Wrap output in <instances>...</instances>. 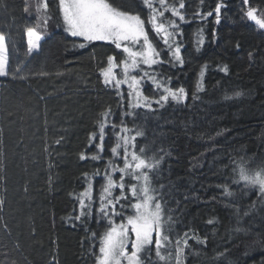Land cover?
Returning <instances> with one entry per match:
<instances>
[{
  "label": "trees",
  "instance_id": "16d2710c",
  "mask_svg": "<svg viewBox=\"0 0 264 264\" xmlns=\"http://www.w3.org/2000/svg\"><path fill=\"white\" fill-rule=\"evenodd\" d=\"M48 2L52 19L40 29L44 41L31 57L25 29L43 16L35 13L33 0H0V33L9 39V74L0 80V264H95L99 244L90 237L102 234L107 222L93 218L82 223L72 217L78 214L75 195L87 184L84 175L100 172L93 179L97 197L104 183L116 140L113 129L106 130L102 160L80 156L96 153L98 136L91 145L89 137L98 132L107 109L115 124L123 119L144 132L137 151L147 146V156H164L153 187L164 186L166 213L176 220L173 236L194 231L207 238L205 244L189 240L185 264H264V197L258 189L232 183L234 161L243 158L252 168L264 164V35L244 14L253 7L264 18V0L247 5L244 0H184L187 22L180 23L177 39L185 63L165 64L157 71L172 78V87L183 86L187 99L163 108L153 104L154 111L137 109L135 117L124 116L127 91L122 100L100 76L109 56L119 63L124 55L108 44L79 48L83 42L62 30L58 0ZM112 2L140 13L152 36L141 0ZM221 2L225 6L217 23L214 9ZM198 12L212 15L202 20ZM167 16L176 19L170 12ZM200 29L205 43L196 51ZM163 58L168 59L167 53ZM205 64L203 91H196ZM225 65L227 73L220 71ZM152 92L146 83L143 94ZM114 179L119 180L118 173ZM224 185L233 196L223 194Z\"/></svg>",
  "mask_w": 264,
  "mask_h": 264
},
{
  "label": "snow or ice",
  "instance_id": "6c2138e0",
  "mask_svg": "<svg viewBox=\"0 0 264 264\" xmlns=\"http://www.w3.org/2000/svg\"><path fill=\"white\" fill-rule=\"evenodd\" d=\"M55 2V0H53ZM249 0H244L248 4ZM143 8L148 10L147 24L155 33L156 39L150 38L146 31V21L140 13H131L128 10L115 5L112 0H58V10L63 21L64 31L72 37H81L83 41H105L114 44L122 50L125 58L117 63L114 56L107 58V65L100 69V76L106 87L117 92L124 99L121 86L126 85L127 111L124 116L138 115L136 109L145 108L154 111L153 104L160 108L170 102L181 104L187 99V92L183 86L174 88L171 86V77L165 76L157 68L168 64L172 67L183 66L185 59L182 55L183 43L177 39L182 36L180 23L187 22L185 14L181 11L185 8L184 0H141ZM225 5L217 3L215 6L216 22H220L221 9ZM24 11H29L25 7ZM37 13H43V19L38 17L34 26L25 29L27 35V54L41 50L43 33L52 16L49 15L48 0H39ZM171 13V19L166 13ZM257 9L249 7L244 13L249 21H253L260 29H264V18L259 17ZM202 20L212 15V12L201 15ZM196 51L205 43L203 29L195 34ZM162 43L163 48L158 44ZM85 48L86 43L77 45ZM168 59L165 60L164 54ZM251 55V54H250ZM144 66V67H142ZM9 68V45L6 36L0 33V76H7ZM120 68L121 75H117L116 69ZM208 65L201 67L198 73L196 91H203V77ZM17 68V72L21 71ZM220 71L228 72L227 65ZM135 73V74H134ZM23 79L24 77H20ZM150 82L154 92L158 96L149 97L143 94V86ZM240 95V93H235ZM195 99V95H193ZM111 109L105 110L98 121V132L89 137L90 145L95 143L96 153L90 157L81 154L80 159L100 161L105 150L106 130L110 126L115 135V143L111 147V157L107 160L103 173L104 183L101 185L98 197L94 195L93 179L100 176L97 171L92 177L84 175L87 181L83 191L75 195L78 204V214L72 217L82 223L95 218L99 224L106 221L108 227L97 236L91 234V239H98V252L94 251L95 264H185L186 250L190 248L189 240H195L198 244H205L207 238H201L194 231L176 233L173 236L175 218L166 213L167 201L165 194L161 192L164 187H153L154 174L161 167L164 156L158 158L147 156V146L140 147L137 151V138L143 137L144 132L129 128L122 119L117 125L111 121ZM119 128V131L116 129ZM134 132V135L132 134ZM60 143V141H56ZM122 160V166L117 161ZM233 168L234 178L232 183H243L246 188L258 189L264 197V164L252 168L243 158ZM119 174V180L114 179ZM130 178L133 183H128ZM119 190V195L115 194ZM223 194L226 197L233 196L228 185L223 186ZM98 203V206H97ZM116 217L121 222L115 221ZM213 223L212 220L208 221ZM153 247L156 260H152Z\"/></svg>",
  "mask_w": 264,
  "mask_h": 264
},
{
  "label": "rangeland",
  "instance_id": "374dc122",
  "mask_svg": "<svg viewBox=\"0 0 264 264\" xmlns=\"http://www.w3.org/2000/svg\"><path fill=\"white\" fill-rule=\"evenodd\" d=\"M38 1L39 0H33V2H34V4H35V6H37V4H38ZM35 13H37V11L35 10ZM41 17L43 16V13L41 12V13H38ZM166 15V17H168L167 16V13L165 14ZM41 19H43V17L41 18ZM61 23H62V30H63V32L67 35V36H69L70 38H73V39H76V40H78V41H82L83 43H86V45H90V44H95V43H98V44H108V45H112V46H114L115 47V45L114 44H111V43H109V42H105V41H93V42H91V43H88V42H85V41H83V38H81V37H72V36H70L67 32H65L64 31V26H63V21H62V18H61ZM45 30V29H44ZM153 32V31H152ZM24 36H25V40H26V46H27V35H26V33L24 34ZM150 38H153L154 40L156 39V37H155V33L153 32V34H152V36L150 35ZM9 39H6V42L8 41ZM43 41H44V38L42 39V41H41V44L43 43ZM158 47L160 48H163L164 47V45L162 44V43H159L158 44ZM116 48V47H115ZM117 49V48H116ZM119 52H121L123 55H124V58H125V54L122 52V50H120V49H117ZM39 52H34L33 54H38ZM33 54H31L30 56L32 57V55ZM142 67H144V66H142ZM116 73H117V75H121L122 74V71H121V69L120 68H117L116 70ZM135 74V73H134ZM6 78V76H0V80H3V79H5ZM150 83V82H149ZM123 90H126L127 92H128V89H127V86L126 85H122L121 86V91H123ZM143 90V89H142ZM149 96H154V92H152ZM137 110V109H136ZM154 258V259H153ZM152 260L153 261H155L156 260V257H155V249H154V247H153V253H152Z\"/></svg>",
  "mask_w": 264,
  "mask_h": 264
},
{
  "label": "water",
  "instance_id": "95a60500",
  "mask_svg": "<svg viewBox=\"0 0 264 264\" xmlns=\"http://www.w3.org/2000/svg\"><path fill=\"white\" fill-rule=\"evenodd\" d=\"M246 18H247V16H246ZM247 20H248V18H247ZM248 22L250 25L254 26L261 34L264 35V29H260L253 21L248 20Z\"/></svg>",
  "mask_w": 264,
  "mask_h": 264
},
{
  "label": "crops",
  "instance_id": "0c3cea01",
  "mask_svg": "<svg viewBox=\"0 0 264 264\" xmlns=\"http://www.w3.org/2000/svg\"><path fill=\"white\" fill-rule=\"evenodd\" d=\"M34 55H36V54H33L32 56H34Z\"/></svg>",
  "mask_w": 264,
  "mask_h": 264
}]
</instances>
